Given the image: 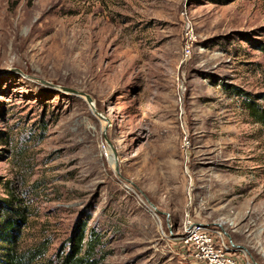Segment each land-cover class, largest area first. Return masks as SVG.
Returning <instances> with one entry per match:
<instances>
[{
	"label": "rangeland",
	"instance_id": "1",
	"mask_svg": "<svg viewBox=\"0 0 264 264\" xmlns=\"http://www.w3.org/2000/svg\"><path fill=\"white\" fill-rule=\"evenodd\" d=\"M245 98L264 108V0H0L16 248L46 246L42 264L83 229L102 264H191L173 238L190 218L264 264V126Z\"/></svg>",
	"mask_w": 264,
	"mask_h": 264
},
{
	"label": "trees",
	"instance_id": "2",
	"mask_svg": "<svg viewBox=\"0 0 264 264\" xmlns=\"http://www.w3.org/2000/svg\"><path fill=\"white\" fill-rule=\"evenodd\" d=\"M231 92L239 95L242 90L235 88ZM244 105L253 119L264 126V108L249 98L244 99ZM23 222V217L10 219L7 214L0 219V243L3 247L0 263L37 264L38 260L44 258L47 251L46 246L38 245L29 249L16 248L19 226ZM102 246L100 237L93 230H90L85 236L84 230L81 229L69 239L68 250L55 253L53 257L44 260L42 264H102L106 256Z\"/></svg>",
	"mask_w": 264,
	"mask_h": 264
},
{
	"label": "built area",
	"instance_id": "3",
	"mask_svg": "<svg viewBox=\"0 0 264 264\" xmlns=\"http://www.w3.org/2000/svg\"><path fill=\"white\" fill-rule=\"evenodd\" d=\"M173 238L191 264H241L235 258V244L215 224L186 218Z\"/></svg>",
	"mask_w": 264,
	"mask_h": 264
},
{
	"label": "water",
	"instance_id": "4",
	"mask_svg": "<svg viewBox=\"0 0 264 264\" xmlns=\"http://www.w3.org/2000/svg\"><path fill=\"white\" fill-rule=\"evenodd\" d=\"M62 90H64V91H69V92H71V91H73V89H71V88H67V87H60ZM85 97H86V99H87V101H88V103L89 104H92V107H93V109L95 110V108H94V105H93V103H92V99H91V97L89 96V95H85ZM236 248H238L237 246H236Z\"/></svg>",
	"mask_w": 264,
	"mask_h": 264
},
{
	"label": "bare ground",
	"instance_id": "5",
	"mask_svg": "<svg viewBox=\"0 0 264 264\" xmlns=\"http://www.w3.org/2000/svg\"><path fill=\"white\" fill-rule=\"evenodd\" d=\"M152 209H155V207L151 206Z\"/></svg>",
	"mask_w": 264,
	"mask_h": 264
}]
</instances>
